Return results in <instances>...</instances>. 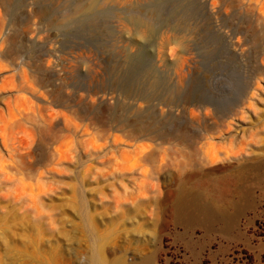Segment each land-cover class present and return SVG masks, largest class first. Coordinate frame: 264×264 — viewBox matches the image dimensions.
<instances>
[{"label":"rangeland","instance_id":"374dc122","mask_svg":"<svg viewBox=\"0 0 264 264\" xmlns=\"http://www.w3.org/2000/svg\"><path fill=\"white\" fill-rule=\"evenodd\" d=\"M192 1L0 0V264H264V0H206L228 48L197 58Z\"/></svg>","mask_w":264,"mask_h":264},{"label":"bare ground","instance_id":"6f19581e","mask_svg":"<svg viewBox=\"0 0 264 264\" xmlns=\"http://www.w3.org/2000/svg\"><path fill=\"white\" fill-rule=\"evenodd\" d=\"M5 1V0H4ZM7 2L9 3L10 0H7ZM92 5V3H90V6ZM94 5V4H93ZM214 5H215V2H214ZM90 6L88 8H90ZM95 6V5H94ZM208 1L206 0H196V1H192L188 4L185 5L181 15L179 16L180 18V21L178 22V26L175 30L176 32V36L173 37V41L175 43H177L180 48L183 50L184 53H191V54H194L197 57H201V52L203 51V53L205 52L203 47L204 46H210L213 42L215 43L216 47L219 49V48H222V50L224 49V52L226 51L225 49H227V45H226V37H225V34L223 35L222 31H220L216 26L217 22L215 23V20H217V17L215 18V15L212 14L210 12V10L208 9ZM82 8V7H81ZM83 8H84V5H83ZM86 8V9H88ZM210 8V7H209ZM85 9V10H86ZM94 9V7H93ZM84 10V9H83ZM82 9H80V7L76 10V14L80 13L79 16H83V14L81 15ZM87 10L85 11V14H86ZM89 12V11H88ZM87 12V13H88ZM92 12V11H91ZM90 12V13H91ZM133 12V11H132ZM75 13V11H74ZM89 13V14H90ZM88 14V15H89ZM87 15V16H88ZM86 16V15H85ZM139 17V16H138ZM140 18V17H139ZM70 19H72L70 17ZM80 19V18H79ZM147 19V18H146ZM136 20V19H134ZM143 20L142 18L140 19V21ZM145 20V19H144ZM71 21V20H70ZM169 21V20H167ZM65 22V21H64ZM137 22L139 25H137V23H135L138 27H137V30H136V35L138 36H143V34H145V32H147L149 30V26L147 25V21L145 20L146 24L144 23H139L138 19H137ZM149 24V23H148ZM74 26V25H73ZM151 26V25H150ZM166 29H173V27L171 26L170 23H166ZM227 24H223V27H226ZM70 27V26H69ZM136 27V26H135ZM228 29V28H227ZM152 32V31H151ZM231 32L232 33H237L238 31L237 30H232L231 29ZM165 36V35H164ZM168 38V37H167ZM229 40V39H228ZM203 46V47H202ZM207 48V50L211 47ZM212 46V45H211ZM214 47V46H213ZM212 47V49H213ZM205 48V47H204ZM203 49V50H202ZM215 49V47H214ZM206 50V53L208 52ZM221 50V49H220ZM229 50V49H228ZM209 52H210V49H209ZM214 52V51H213ZM223 52V51H221ZM211 53V52H210ZM228 53V52H227ZM188 55V54H187ZM194 58V57H193ZM24 72V71H23ZM82 73V72H81ZM25 78H28V77H25ZM78 78V77H77ZM81 78V77H80ZM77 80H80V79H77ZM82 80V79H81ZM23 82V81H22ZM80 81H77V88L78 90H82V84L81 83H78ZM83 82V81H82ZM44 83V82H43ZM86 83V82H85ZM28 85V83H25ZM36 84V83H35ZM47 84V83H46ZM170 84L169 83V86L167 85L165 88L167 90V92L170 90ZM21 85V84H20ZM39 85V84H38ZM172 85V84H171ZM179 85V84H178ZM181 85V84H180ZM22 86V85H21ZM40 86V85H39ZM175 86V85H174ZM172 86V87H174ZM19 87V86H18ZM84 87V86H83ZM27 88V86L25 87ZM30 88V86H29ZM76 88V89H77ZM28 89V88H27ZM172 89V88H171ZM18 90V89H17ZM32 90V89H31ZM174 90V88H173ZM26 91V90H25ZM45 91V89H44ZM84 91V90H83ZM172 90L169 91V96H167L166 99H164L163 103L164 105H167V106H178L179 107V98L178 99H175L173 97L175 96H171L170 92ZM24 92V91H23ZM36 92V91H34ZM83 93V92H82ZM166 93V92H165ZM174 93H177L174 91ZM35 94V93H34ZM85 94V93H84ZM47 95V94H46ZM49 95V94H48ZM167 95V94H166ZM35 96V95H34ZM82 96V94L80 95ZM143 96V95H142ZM5 98V97H4ZM142 98V97H141ZM8 99V98H7ZM53 100V99H52ZM59 103H62L60 105H64L65 101L62 100H58ZM184 103H187V104H195L197 106L198 105H216L218 103H215L214 101L208 99V98H202V97H189V98H186L184 100ZM52 105V104H51ZM188 105V106H189ZM50 106V104H49ZM211 107V106H210ZM40 108V107H39ZM177 108V107H176ZM204 108V107H203ZM42 110V109H41ZM73 110V109H72ZM18 111V110H17ZM43 111V110H42ZM71 111V110H70ZM74 111V110H73ZM65 112V111H64ZM25 113V112H24ZM23 113V114H24ZM63 113V111H62ZM72 114L74 112H71ZM20 114V113H19ZM56 114V113H55ZM65 114V113H64ZM22 115V113H21ZM54 115V114H53ZM63 115V114H61ZM60 115V116H61ZM78 115V114H77ZM15 116V115H14ZM17 116V115H16ZM44 116V115H43ZM55 117V116H54ZM65 117V116H64ZM14 118V117H13ZM72 118V117H71ZM70 118V120H71ZM66 120V119H65ZM69 120V119H68ZM20 121V120H19ZM51 121V120H50ZM18 122V121H17ZM14 123H16L14 121ZM69 123V122H68ZM67 123V124H68ZM79 123V121H78ZM73 124V123H72ZM74 125V124H73ZM82 125V124H81ZM80 125V126H81ZM66 126V125H65ZM73 127V126H72ZM77 128V127H75ZM80 128V127H78ZM74 130V129H73ZM14 131V130H13ZM77 131V130H76ZM75 131V132H76ZM70 132V130H69ZM74 132V131H72ZM71 132V134H72ZM77 133V132H76ZM71 138V137H70ZM74 138V137H73ZM71 140V139H70ZM77 141H81V140H77ZM70 142H73V141H70ZM82 143V142H81ZM70 145V144H69ZM83 145V144H82ZM79 146V145H78ZM72 148V147H71ZM77 149V148H76ZM71 151V150H70ZM76 154V153H75ZM219 191L216 192V195H215V198L214 200L216 201H220L223 199L224 195L223 193H218ZM131 199L133 198L130 197ZM249 205H253L252 203H250ZM180 207L184 210H186L187 208L189 207H199V202H198V199L197 197H191V198H185L183 199L181 202H180ZM200 208V207H199ZM243 216V212H240L238 215L234 216L233 218V222H232V226L230 229H228L226 231V238H224L225 241L223 240H218V244L221 246V248L223 249L224 251V257H223V260L226 261L227 260V256L229 253H234L233 249H239L240 248V244L244 245V246H247L249 247V243H248V239H247V236L245 234L244 231H242L241 227H240V223H241V217ZM251 219V218H250ZM188 229L186 230L187 233H189L190 236H194V235H197L196 233V230L192 227L191 225V222H189V227L186 226ZM247 229V228H246ZM228 234V235H227ZM191 238V237H190ZM214 240L216 241V238L214 237ZM227 242H232L233 243V247H231V243H229L228 245L226 244ZM217 245V244H216ZM208 251L209 253H212L213 249H212V243L209 244V246L207 247H202L200 250H195L193 252V257L196 259V261H201L205 255V252ZM212 257V256H211ZM214 259V258H213ZM229 261V259L227 260ZM97 264H107L105 262V260L103 259V257H101L100 255H98V260H97Z\"/></svg>","mask_w":264,"mask_h":264}]
</instances>
